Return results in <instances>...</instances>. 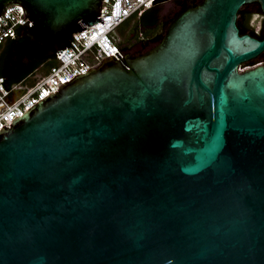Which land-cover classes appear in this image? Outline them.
I'll return each instance as SVG.
<instances>
[{
	"label": "water",
	"instance_id": "water-1",
	"mask_svg": "<svg viewBox=\"0 0 264 264\" xmlns=\"http://www.w3.org/2000/svg\"><path fill=\"white\" fill-rule=\"evenodd\" d=\"M254 2L264 14L188 1L159 43L0 129V264H264V64L241 69L264 30L236 26ZM100 3L0 0V15L22 5L18 49L47 58L102 23Z\"/></svg>",
	"mask_w": 264,
	"mask_h": 264
},
{
	"label": "built area",
	"instance_id": "built-area-1",
	"mask_svg": "<svg viewBox=\"0 0 264 264\" xmlns=\"http://www.w3.org/2000/svg\"><path fill=\"white\" fill-rule=\"evenodd\" d=\"M153 2L154 0H101L98 18L102 19V23L98 20L84 25L86 28L81 31L72 33L69 45L58 50L59 54L56 51L53 55L55 64L45 73L31 79L36 73L34 71L22 81L9 85L4 76L0 75V129L9 127L14 118L21 116L48 94L57 92L63 83L96 67L104 58L112 56L115 60L122 61V54L127 51L123 49V39L116 36L117 28L127 19L139 17ZM26 22L27 27L32 25L28 17H24L22 5H8L0 15V46L15 39L26 28Z\"/></svg>",
	"mask_w": 264,
	"mask_h": 264
},
{
	"label": "trees",
	"instance_id": "trees-1",
	"mask_svg": "<svg viewBox=\"0 0 264 264\" xmlns=\"http://www.w3.org/2000/svg\"><path fill=\"white\" fill-rule=\"evenodd\" d=\"M192 1V0H190ZM196 3L200 0H194ZM195 4V3H193ZM159 4H153L149 9L145 10L139 17H132L130 18L131 24H133V30L129 32V40L133 38V40L138 42V46L140 51H143L147 48H149L152 44H157L160 42L162 35L164 33V30L166 29L169 21L174 17L175 13L168 19L164 20L161 25L159 24V18H158V10L157 6ZM254 3H248L242 5L239 10L237 11V18H236V26L238 27L239 34L247 33L252 37H255L257 39H261L263 35L264 30V14L261 12L260 7L258 5L257 11L263 15V21L261 23V26L259 29H255L245 23V19L247 16L254 15ZM159 25L163 27V32L155 33V30L159 28ZM158 26V28H156ZM151 32L147 33L145 32L146 28H154ZM22 31V30H21ZM21 31L19 32V38L15 41V39H12L10 41L13 42V45L10 49L7 51L0 50V58L4 59L5 68H3V71H0V75L6 76L8 75L9 71L11 70L10 67H12L13 64L19 65L23 68V71L17 78H10L9 76L6 79V84H11L14 82L19 81V79H22L26 77L28 74H31L35 70L41 69L45 64L50 63L48 67L43 71L45 73L50 66L55 64V60L53 59V56L47 57V58H38V57H31L28 58L23 51H19L18 45L23 41L21 38ZM139 33L141 36H139ZM128 41V39H127ZM129 44H125L123 46L124 50H128ZM264 57V52L261 53L258 57H256L253 60H250L243 64V66H252L257 63L258 59H261ZM42 73V74H43ZM30 85L32 82L29 83Z\"/></svg>",
	"mask_w": 264,
	"mask_h": 264
},
{
	"label": "rangeland",
	"instance_id": "rangeland-1",
	"mask_svg": "<svg viewBox=\"0 0 264 264\" xmlns=\"http://www.w3.org/2000/svg\"><path fill=\"white\" fill-rule=\"evenodd\" d=\"M177 8H178L177 3L174 0H169V1L159 3V5L157 6L159 24L161 25V23L164 20L170 18L174 14V12L177 10ZM259 21H260V17L257 15H253L251 18V21H250V26L255 28V29H259ZM160 25H159V28H158V26L156 27L158 29L155 30V32L153 34L158 33L160 31L163 32V27ZM154 29H155V27L154 28H146L145 32L149 33ZM132 30H133V24H131L130 19H127L124 23H122L117 28V32H116V36L119 35L123 39L125 44H127V45L129 44L127 52L130 50L139 49L137 41L133 40V38L129 40V32H131ZM127 39H128V41H127ZM0 50H2V46H0ZM49 64L50 63L45 64L41 69H39L36 73H34V75L32 76L31 79H36L37 77H39L43 73V71L48 67ZM257 64H264V57L261 59H258L257 63L255 65H257ZM255 65L243 66V64H242L241 69L253 67Z\"/></svg>",
	"mask_w": 264,
	"mask_h": 264
},
{
	"label": "flooded vegetation",
	"instance_id": "flooded-vegetation-1",
	"mask_svg": "<svg viewBox=\"0 0 264 264\" xmlns=\"http://www.w3.org/2000/svg\"><path fill=\"white\" fill-rule=\"evenodd\" d=\"M176 3H177V6H178V8H177V11L178 10H180L181 8H183V7H185V4H186V2H188V1H190V0H174ZM190 2H192V3H195L196 4V1H194V0H192V1H190ZM254 15H257V16H259L260 17V21H259V27L261 26V23H262V21H263V15L262 14H260L258 11H257V7H258V4L256 3V2H254ZM176 13V12H175ZM252 16L253 15H248L247 16V18L245 19V23L247 24V25H249L250 26V21H251V18H252ZM19 38V35H17V37L15 38V41L17 40ZM13 45V42L12 41H10V40H8V41H6L4 44H3V46H2V50H4V51H7L8 49H10L11 48V46ZM19 51H23L24 52V50H22V49H19ZM3 68H5V63H4V59L2 58H0V71H3ZM11 68V70L9 71V73H8V76L10 77V78H17L20 74H21V72L23 71V68L22 67H20L19 65H15V64H13L12 65V67H10ZM25 78V77H24ZM24 78H22V79H19V81H22ZM24 82V81H23Z\"/></svg>",
	"mask_w": 264,
	"mask_h": 264
},
{
	"label": "crops",
	"instance_id": "crops-1",
	"mask_svg": "<svg viewBox=\"0 0 264 264\" xmlns=\"http://www.w3.org/2000/svg\"><path fill=\"white\" fill-rule=\"evenodd\" d=\"M38 71V70H37ZM36 70H35V72H37ZM32 73H34V72H32Z\"/></svg>",
	"mask_w": 264,
	"mask_h": 264
}]
</instances>
